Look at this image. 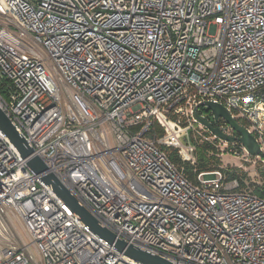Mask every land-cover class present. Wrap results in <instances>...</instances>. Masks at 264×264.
Returning a JSON list of instances; mask_svg holds the SVG:
<instances>
[{"label": "built area", "instance_id": "built-area-1", "mask_svg": "<svg viewBox=\"0 0 264 264\" xmlns=\"http://www.w3.org/2000/svg\"><path fill=\"white\" fill-rule=\"evenodd\" d=\"M206 101L258 155L201 114ZM195 107L235 139L198 123ZM0 109L116 239L172 264H264V196L226 179L264 167V0H0ZM197 142L213 168L195 171ZM28 158L0 130V264H141L79 220Z\"/></svg>", "mask_w": 264, "mask_h": 264}, {"label": "water", "instance_id": "water-1", "mask_svg": "<svg viewBox=\"0 0 264 264\" xmlns=\"http://www.w3.org/2000/svg\"><path fill=\"white\" fill-rule=\"evenodd\" d=\"M205 112L210 113L214 119L221 117L228 123L234 131L239 135L238 139L250 155L259 154V146L254 137L247 130L238 124L229 114V112L220 104L206 101L202 105ZM198 107L193 110L194 119L205 126L212 134L226 141H233L234 136L223 134L217 127H213L204 117L198 113ZM0 130L10 140L16 151L22 158H28L27 165L35 173H44L46 171L45 163L38 156H31L33 149L24 140V138L16 131L14 126L6 118L3 111L0 109ZM42 180L48 184L54 193L68 205L75 216L86 224L89 229L99 237L105 239L112 244L114 248L132 258L134 261L141 264H172L170 261L161 258L157 255H152L140 248L127 245L124 241L116 239L114 235L106 228L101 226L98 221L92 217L83 206L69 193L62 183L52 173H44Z\"/></svg>", "mask_w": 264, "mask_h": 264}, {"label": "trees", "instance_id": "trees-1", "mask_svg": "<svg viewBox=\"0 0 264 264\" xmlns=\"http://www.w3.org/2000/svg\"><path fill=\"white\" fill-rule=\"evenodd\" d=\"M210 146L206 142H197L196 145V165L195 171H205L213 168V164L218 163L219 159L210 152ZM169 158L175 162L176 164H181L185 168V173L189 178L193 177V167H191L188 163L181 162L179 158L172 152H169ZM260 174L263 176V179L260 182L248 181L246 182L245 174L242 171H232L226 172V179L237 178L241 184L244 183V180L248 186V189L256 192L260 196H264V168H261Z\"/></svg>", "mask_w": 264, "mask_h": 264}, {"label": "rangeland", "instance_id": "rangeland-1", "mask_svg": "<svg viewBox=\"0 0 264 264\" xmlns=\"http://www.w3.org/2000/svg\"><path fill=\"white\" fill-rule=\"evenodd\" d=\"M201 114L205 117H208V114L206 112L202 111ZM223 161H229L232 164H238L237 160H235L234 158H231L229 156H224ZM249 165H251V164H249ZM261 168H264V167H262L261 165H258V164H256L255 166H248L247 165L246 171H242V173H244L246 176L243 179H245L246 182H248L249 180L254 181V182H260L263 179V176L260 174ZM12 225H13L15 232L18 233V235L21 237V239L25 240V237L23 236V231H22L20 225L17 224L16 222H13V220H12ZM29 251H30V254L33 257H35V251H34L33 247H30Z\"/></svg>", "mask_w": 264, "mask_h": 264}]
</instances>
